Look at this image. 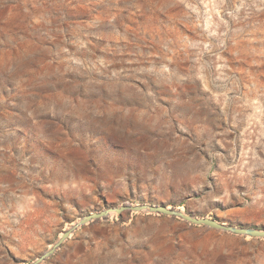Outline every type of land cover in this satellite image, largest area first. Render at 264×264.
I'll return each mask as SVG.
<instances>
[{
  "label": "rangeland",
  "instance_id": "rangeland-1",
  "mask_svg": "<svg viewBox=\"0 0 264 264\" xmlns=\"http://www.w3.org/2000/svg\"><path fill=\"white\" fill-rule=\"evenodd\" d=\"M125 202L264 228V0H0V264ZM40 264H264V238L125 210Z\"/></svg>",
  "mask_w": 264,
  "mask_h": 264
},
{
  "label": "water",
  "instance_id": "water-1",
  "mask_svg": "<svg viewBox=\"0 0 264 264\" xmlns=\"http://www.w3.org/2000/svg\"><path fill=\"white\" fill-rule=\"evenodd\" d=\"M128 210L139 213H155L162 214L171 217L180 218L188 223L206 226L215 230L229 232L236 235L248 236L252 238H264V228L251 227V226H237L219 221L214 218L204 216H194L184 211L175 209L174 207H168L164 204H152V203H133V204H120L118 206H110L99 211H93L80 217L70 228L64 230L59 238L43 253L36 257L30 264H40L47 258H49L58 249L62 243L70 237V234L78 227L87 224L93 220L106 218L110 213L120 214L121 212Z\"/></svg>",
  "mask_w": 264,
  "mask_h": 264
},
{
  "label": "bare ground",
  "instance_id": "bare-ground-1",
  "mask_svg": "<svg viewBox=\"0 0 264 264\" xmlns=\"http://www.w3.org/2000/svg\"><path fill=\"white\" fill-rule=\"evenodd\" d=\"M125 204H133V203H129V202H125ZM175 209L182 211V209L175 207ZM113 213H110L109 215L111 216ZM75 223V222H74ZM74 223H72L71 225H73Z\"/></svg>",
  "mask_w": 264,
  "mask_h": 264
}]
</instances>
